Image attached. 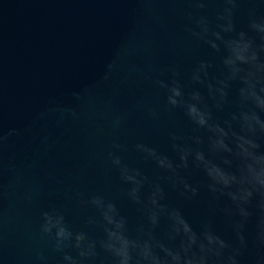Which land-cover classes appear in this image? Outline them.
<instances>
[{
  "label": "water",
  "instance_id": "95a60500",
  "mask_svg": "<svg viewBox=\"0 0 264 264\" xmlns=\"http://www.w3.org/2000/svg\"><path fill=\"white\" fill-rule=\"evenodd\" d=\"M223 8L222 0H208L203 11L193 0H0V264H66L51 239L41 237L44 212L55 210L74 233L101 239L100 214L85 203L94 196L115 203L134 232L142 211L124 195L128 186L109 154L157 181L166 173L137 144L178 162L171 135L188 145L193 136L206 140L182 109H166V91L155 81L170 82L176 69L186 97L194 88L207 95L191 84V71L203 61L211 65L210 79L222 78V55L186 31L198 30L187 17L204 15L218 30ZM250 9L264 18V0H240L233 17L237 32H248ZM109 63L115 70L105 81ZM237 87L232 85L223 111L213 108L221 124L236 110ZM118 117L122 123L114 127ZM185 175L193 185L203 179L195 169ZM160 182L164 202L179 208L194 229L211 221L218 234L231 238L222 213L210 211L223 207V200L213 202L204 188L185 200ZM69 254L76 255L71 249ZM254 254L250 248L245 264ZM92 264L112 261L101 253Z\"/></svg>",
  "mask_w": 264,
  "mask_h": 264
},
{
  "label": "clouds",
  "instance_id": "9594fccd",
  "mask_svg": "<svg viewBox=\"0 0 264 264\" xmlns=\"http://www.w3.org/2000/svg\"><path fill=\"white\" fill-rule=\"evenodd\" d=\"M193 2L203 11L208 0ZM222 2L224 8L216 17L218 30L210 26L206 16L194 17L192 13L187 18L198 30L186 28L194 38L221 53L222 78L210 79L211 65L202 61L192 69L190 82L203 86L206 96L194 88L186 97L184 85L176 79V69H171L170 82L155 81L166 91V109H182L194 130L207 134L206 140L199 135L191 137L193 147L180 143L182 137L171 135L178 162L155 148L137 144V151L166 173L157 181L149 180L139 169L124 164L119 155L110 153L112 165L128 186L124 195L140 206L143 221L130 232L128 220L116 204L94 196L85 201L96 208L102 221L99 227L103 237L94 240L83 231L74 233L65 217L55 210L44 212L41 237L51 239L52 250L62 254L66 264H92L101 253L112 264H245L250 248L255 254L249 264H264V18L258 19L256 10L250 9L248 32H237L233 17L240 0ZM114 70L115 65L109 63L103 79L107 81ZM234 83L238 85L236 110L221 124L214 118L213 108L223 111ZM208 100L213 102L211 107ZM149 115L157 118L153 110ZM121 123L118 117L113 126L119 127ZM3 139L0 136V141ZM113 147L127 151L120 144ZM192 169L203 174L197 185L189 183L185 175ZM160 181L185 200H193L201 188L210 193L213 202L223 200V207L210 211L212 215L222 213L231 238L218 234L211 221L201 224L199 230L194 229L179 208L164 202L166 193ZM145 185L149 186L146 194ZM88 223L96 221L89 219ZM69 249L76 255L69 254ZM37 259L46 260L43 254Z\"/></svg>",
  "mask_w": 264,
  "mask_h": 264
}]
</instances>
